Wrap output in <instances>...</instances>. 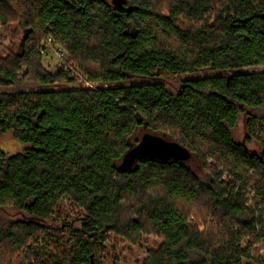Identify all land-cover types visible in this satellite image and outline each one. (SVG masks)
<instances>
[{"label":"trees","instance_id":"1","mask_svg":"<svg viewBox=\"0 0 264 264\" xmlns=\"http://www.w3.org/2000/svg\"><path fill=\"white\" fill-rule=\"evenodd\" d=\"M13 23L0 132L24 150L0 146V264H119L110 236L160 241L143 264H264V0H0ZM145 134L191 159L121 171Z\"/></svg>","mask_w":264,"mask_h":264},{"label":"rangeland","instance_id":"2","mask_svg":"<svg viewBox=\"0 0 264 264\" xmlns=\"http://www.w3.org/2000/svg\"><path fill=\"white\" fill-rule=\"evenodd\" d=\"M12 28H4L0 24V50L4 48H12L17 51V47L22 36L18 34L19 23H13ZM44 48V49H43ZM42 60L43 66L46 70L51 73H56L58 70L67 65L66 54L63 49L55 43L53 38H47L44 40L42 45ZM259 68L258 70H263ZM212 72L203 71L200 73L201 76L213 75ZM170 81L177 86L180 78L172 77ZM87 86H89L87 84ZM77 88L76 85L71 86ZM245 137V130L243 122L237 132L238 141L242 142ZM0 146L8 154L14 155L19 152H23V144L17 142L10 133L3 134L0 132ZM63 216H74L76 215L75 207L65 199L61 204ZM63 236V235H62ZM160 241L154 237H142L137 244H130L126 240L110 236V245L117 247V255L119 258V264H143L147 257V251L151 248H157ZM111 250H98V257L100 264H112L111 262Z\"/></svg>","mask_w":264,"mask_h":264},{"label":"water","instance_id":"3","mask_svg":"<svg viewBox=\"0 0 264 264\" xmlns=\"http://www.w3.org/2000/svg\"><path fill=\"white\" fill-rule=\"evenodd\" d=\"M191 157V152L182 145L156 135L145 134L139 144L132 147L124 156L119 169L126 172L131 171L138 161L144 159L184 162L190 160Z\"/></svg>","mask_w":264,"mask_h":264}]
</instances>
